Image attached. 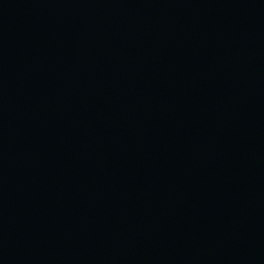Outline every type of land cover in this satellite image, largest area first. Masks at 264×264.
<instances>
[{"label":"water","instance_id":"95a60500","mask_svg":"<svg viewBox=\"0 0 264 264\" xmlns=\"http://www.w3.org/2000/svg\"><path fill=\"white\" fill-rule=\"evenodd\" d=\"M0 264H264V0H0Z\"/></svg>","mask_w":264,"mask_h":264}]
</instances>
